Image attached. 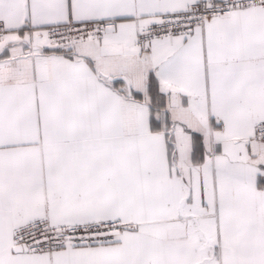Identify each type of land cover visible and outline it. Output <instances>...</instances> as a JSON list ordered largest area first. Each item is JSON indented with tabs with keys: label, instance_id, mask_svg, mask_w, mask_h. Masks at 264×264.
Segmentation results:
<instances>
[{
	"label": "snow or ice",
	"instance_id": "6c2138e0",
	"mask_svg": "<svg viewBox=\"0 0 264 264\" xmlns=\"http://www.w3.org/2000/svg\"><path fill=\"white\" fill-rule=\"evenodd\" d=\"M0 264H264V0H0Z\"/></svg>",
	"mask_w": 264,
	"mask_h": 264
}]
</instances>
